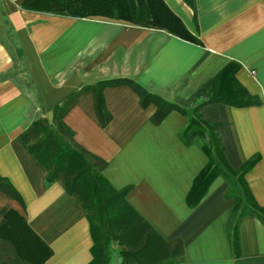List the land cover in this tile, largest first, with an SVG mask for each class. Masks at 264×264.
I'll use <instances>...</instances> for the list:
<instances>
[{
    "label": "crops",
    "instance_id": "1",
    "mask_svg": "<svg viewBox=\"0 0 264 264\" xmlns=\"http://www.w3.org/2000/svg\"><path fill=\"white\" fill-rule=\"evenodd\" d=\"M193 42L163 29L104 18H79L28 10L23 0H0V174L25 203V218L52 249L45 264H120L119 247L107 261L94 239L84 208L59 181L47 184V169L20 142L35 120L54 121V108L87 84L129 78L165 99L184 105L160 124L130 85L103 90L106 124L87 92L64 117L78 144L107 162L103 175L116 188L130 187L127 200L166 241L181 245L173 264H264V220L246 215L233 242L229 225L236 200L231 182L219 175L200 203L187 195L208 163L199 144L181 133L196 92L229 64L240 65L237 82L261 103H212L201 108L222 124L229 167L252 156L260 160L245 174L264 207V0H164ZM255 71V74L252 72ZM19 207V206H18ZM95 257V260H94Z\"/></svg>",
    "mask_w": 264,
    "mask_h": 264
},
{
    "label": "trees",
    "instance_id": "2",
    "mask_svg": "<svg viewBox=\"0 0 264 264\" xmlns=\"http://www.w3.org/2000/svg\"><path fill=\"white\" fill-rule=\"evenodd\" d=\"M188 2L195 7L193 0ZM22 7L32 11L79 18H104L133 25L163 29L193 42L199 40L185 27L164 0H23ZM240 65L229 64L220 74L200 88L195 97L203 99L193 108L188 125L181 133L186 145L199 144L208 163L194 179L187 195L189 207H196L212 181L224 175L230 182L229 197L236 200L229 232L234 243L239 225L246 215L264 220V207L256 201L245 174L260 160L256 154L233 171L225 158L221 140L222 124L204 118L200 110L212 103L235 106L260 104L257 96L241 86L235 73ZM130 85L143 107L155 105L151 116L160 124L171 111L186 112L184 105L153 93L129 78H112L87 84L54 108V121L40 117L20 135V142L47 169V184L59 181L86 211L95 247L109 261V246L119 247L120 264H173L183 254L181 245L166 241L127 200L130 187L116 189L103 175L107 162L74 139V131L64 121L75 102L87 92L96 99L102 123L110 114L103 101V90L110 86ZM19 206V207H18ZM25 203L8 178L0 174V264H45L52 249L33 231L25 218ZM95 260V257H94Z\"/></svg>",
    "mask_w": 264,
    "mask_h": 264
},
{
    "label": "built area",
    "instance_id": "3",
    "mask_svg": "<svg viewBox=\"0 0 264 264\" xmlns=\"http://www.w3.org/2000/svg\"><path fill=\"white\" fill-rule=\"evenodd\" d=\"M252 73L255 74V71H253Z\"/></svg>",
    "mask_w": 264,
    "mask_h": 264
}]
</instances>
